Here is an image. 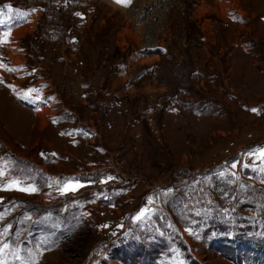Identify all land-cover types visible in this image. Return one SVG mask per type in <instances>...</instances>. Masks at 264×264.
Instances as JSON below:
<instances>
[{"label":"rangeland","instance_id":"obj_1","mask_svg":"<svg viewBox=\"0 0 264 264\" xmlns=\"http://www.w3.org/2000/svg\"><path fill=\"white\" fill-rule=\"evenodd\" d=\"M7 3L0 264H264V0Z\"/></svg>","mask_w":264,"mask_h":264},{"label":"bare ground","instance_id":"obj_2","mask_svg":"<svg viewBox=\"0 0 264 264\" xmlns=\"http://www.w3.org/2000/svg\"><path fill=\"white\" fill-rule=\"evenodd\" d=\"M113 7H116L115 5H112ZM117 8V7H116ZM234 16H235V19L234 20H239V19H242V15L241 14H239V13H236V14H234ZM34 21H35V19H34V17L32 18V20H30L28 23H27V25L26 26H24V27H21V28H18V30L17 31H15V34H20V32H23L25 29H31L33 26H34ZM13 92H14V94L16 95V96H18V97H20V95H18V93L16 92V89L14 90H12ZM31 100H34L33 98L32 99H30V101ZM34 104V103H33ZM38 106V105H37ZM32 107V106H31ZM35 108V107H34ZM33 108V109H34ZM44 108V107H43ZM39 109V108H38ZM37 109V110H38ZM40 109H42V108H40ZM41 113V112H40Z\"/></svg>","mask_w":264,"mask_h":264},{"label":"snow or ice","instance_id":"obj_3","mask_svg":"<svg viewBox=\"0 0 264 264\" xmlns=\"http://www.w3.org/2000/svg\"><path fill=\"white\" fill-rule=\"evenodd\" d=\"M114 2L117 3V4H122V3H123V4H126V3H130V0H114ZM6 7H10V6H7V5H6ZM32 11H35V9H33ZM21 15H22V17H24V16L27 15V13H22ZM76 15H80V14H79V13H76ZM9 71H14V69H9ZM252 111L255 112L256 109H252ZM262 155H264V153H262ZM109 179H112V178L110 177ZM31 191H35V189H31ZM139 218H140V217H137V219H139ZM3 247H4V248H7L8 245L5 244ZM0 251H2V249H0Z\"/></svg>","mask_w":264,"mask_h":264}]
</instances>
